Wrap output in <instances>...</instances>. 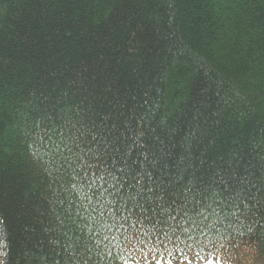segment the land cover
<instances>
[{
	"label": "trees",
	"instance_id": "obj_1",
	"mask_svg": "<svg viewBox=\"0 0 264 264\" xmlns=\"http://www.w3.org/2000/svg\"><path fill=\"white\" fill-rule=\"evenodd\" d=\"M197 260L264 264V0H0V264Z\"/></svg>",
	"mask_w": 264,
	"mask_h": 264
},
{
	"label": "rangeland",
	"instance_id": "obj_2",
	"mask_svg": "<svg viewBox=\"0 0 264 264\" xmlns=\"http://www.w3.org/2000/svg\"><path fill=\"white\" fill-rule=\"evenodd\" d=\"M201 263V261L199 260H197V261H193V262H189L188 264H200Z\"/></svg>",
	"mask_w": 264,
	"mask_h": 264
},
{
	"label": "snow or ice",
	"instance_id": "obj_3",
	"mask_svg": "<svg viewBox=\"0 0 264 264\" xmlns=\"http://www.w3.org/2000/svg\"><path fill=\"white\" fill-rule=\"evenodd\" d=\"M101 179H103V177H101ZM149 191H151V189H149ZM140 207L143 209V205H140Z\"/></svg>",
	"mask_w": 264,
	"mask_h": 264
}]
</instances>
